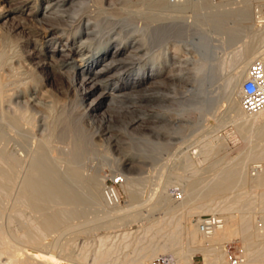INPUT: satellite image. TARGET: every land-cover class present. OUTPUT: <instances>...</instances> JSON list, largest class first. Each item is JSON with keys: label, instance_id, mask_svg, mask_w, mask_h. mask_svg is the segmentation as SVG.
<instances>
[{"label": "rangeland", "instance_id": "rangeland-1", "mask_svg": "<svg viewBox=\"0 0 264 264\" xmlns=\"http://www.w3.org/2000/svg\"><path fill=\"white\" fill-rule=\"evenodd\" d=\"M36 1L0 0V63L3 62L2 72L7 85L12 90L20 92L21 95L17 98L21 100L19 104L27 105V100L31 101V96L34 98L38 106L29 105L30 109H33H29L31 113L38 110H34L35 107L39 108L36 112L38 115L43 113L41 116L44 117V113L46 114L48 120L45 123L48 125L44 123L43 129H40L42 127L37 129L40 133L34 131L33 135L38 139L48 137L50 157L60 164L74 161V164L78 165L87 176L107 177V184H111L115 177L125 176L127 181L128 179L133 181L132 188L136 195V200L132 201L124 183H115L121 205L125 206L132 215L137 214V219L129 218L127 225L123 223L124 225H118L119 227H102L98 224L109 221L110 216H107L109 211L105 210V206L102 209L103 205L98 207V203L92 201L93 203L88 204V207L89 205L92 207L91 210L88 209V212L90 211L88 216L92 217L95 214L92 217L95 223L77 233L78 236L76 235L74 240L67 239V252L62 253L58 247L52 251L54 246H50L48 247L50 254L62 261L71 259L73 262L75 260L76 264H95L93 261L97 255L110 251L109 259L106 258V262L102 264H139L142 249L160 247L173 234L183 237L184 230L178 224L182 222V225L184 221L182 217L185 218L190 208L198 205L196 199L186 204L183 190L189 184V180L197 176L200 177H197V184L206 187L213 180V176L219 173L220 167L208 171L218 160L217 163L221 167L226 166L225 164L229 166V163L238 164L241 174L237 175L227 195L215 199L218 203V205L215 203V207L218 206L216 213L222 212L221 209L225 205V207L231 206L232 215L239 217L242 211L244 214L248 213L246 215L250 216L249 221H252L255 227L264 224V194L262 195L264 189L245 181L247 177L257 175L256 167L259 164L264 166V162L261 161L263 152L260 153L264 148V141L253 139L242 132L245 134L243 135L237 124L239 120L233 124L236 116L228 108V96L234 90V85L229 82L236 72L232 63L233 58L239 50L245 48L246 41L261 38V33L264 32L262 23H254L252 20L243 22L232 13L241 7H248L249 12L258 21L257 16L264 17L263 0H196L194 6H188L185 4L187 0H181L180 6H174L169 11H160L167 18L153 22V26L148 31L150 41L148 45L143 46L149 47L145 50L142 59L143 69L150 71L153 67V56L156 54L155 62L161 65L157 71L158 83L156 81L154 86L152 84L145 89L141 88L133 96H124L125 98L118 100H112L108 96L99 113L92 117L84 114L79 95L74 91L68 78L61 73L57 65H49L48 62L53 61L43 54L44 50L48 51L52 48L51 44L44 43L42 39L44 30L51 21L43 19ZM75 2L73 3H93L92 0H75ZM225 2H229L227 8L232 11L222 18L223 7L219 5ZM104 3H109L111 7L123 6L132 10L141 6L140 0H109V2L104 0ZM132 19L126 23V30L134 34V39L139 40L140 37L137 36L143 29L138 32L137 28L139 25H144L146 18L136 15ZM162 25L166 28L163 29ZM234 28L238 30L233 31ZM224 39L231 40V44H224ZM64 43L65 40L59 44L62 46ZM78 57L73 62L80 67L83 65V60ZM43 62L47 65H42ZM203 63H206V67L201 71ZM135 70L130 71L135 74ZM167 73H170L169 77L164 76ZM25 82L31 84L27 92L24 91ZM101 90L100 87L96 89L94 96L98 97ZM101 99L103 98L98 101ZM70 128L75 129L79 138L84 141L82 152L77 154L78 157H73L74 155L69 153L76 145L75 137L66 130ZM41 131L44 133L42 134ZM213 137L223 144V148L219 154L208 156L206 160L201 147L206 140ZM11 146L16 149L15 151L21 152L17 142H13ZM66 147L69 148L66 150ZM62 150L65 151L64 154ZM58 154L65 158L60 159ZM78 183L83 187L79 189L83 191L85 188V191L84 182ZM166 196H170L171 204L178 207L172 211L173 213L166 210V207L157 205L158 201L164 200ZM93 206L98 207L97 210H93ZM104 210L108 213L103 214ZM198 216L194 215V219ZM178 220H181L180 223ZM261 229L257 231L259 234L264 232V229L262 232ZM171 230L174 231L173 234ZM64 235L69 236L67 232ZM55 236H57L56 232H50L47 240H54ZM233 240L228 243L230 255L239 257L238 264H240L241 259L246 258L240 234H236ZM256 242L259 244L255 246L260 248L262 243L264 244V238L261 237ZM186 246L185 240L176 243L169 252L159 250L150 260L153 264H162L168 259L174 261L188 249ZM179 250L182 252L180 253ZM190 251L187 253H191ZM255 259L257 261L260 256ZM261 261L263 264L264 257ZM204 262V254L196 251L194 263L204 264Z\"/></svg>", "mask_w": 264, "mask_h": 264}, {"label": "bare ground", "instance_id": "bare-ground-1", "mask_svg": "<svg viewBox=\"0 0 264 264\" xmlns=\"http://www.w3.org/2000/svg\"><path fill=\"white\" fill-rule=\"evenodd\" d=\"M92 1L93 3L91 4H84L82 2L74 4L76 3L75 0L36 1L43 19L51 21L45 28L42 39L44 43L51 44L52 48L48 51L44 50L43 54L50 57L51 61H53L48 62L49 65H57L61 73L68 78L74 91L79 95L84 114L91 117L99 113L104 100L108 96L112 100H118L124 96H133L141 88L145 89L152 84L154 86L156 81L158 83L157 71L161 65L159 62L158 64L155 62L157 58L156 54L153 56V67L150 71H145L142 67L143 55H145V50L149 47L144 48L150 41L148 31L153 26L155 20L167 18L160 11H169L172 7H177L181 4L179 3L181 0H170L172 3L167 2V0H140L141 6L136 8V10H132L129 7L123 8V6L121 8L111 7L109 3L105 4L104 0ZM195 3L196 0H187L185 4L194 6ZM66 4L68 5L63 6ZM228 4L229 2H225L219 5L223 7L221 10L222 18H225L232 11V9L227 8ZM232 14L243 22L249 20H252L254 23L260 22L264 29V17L257 16L258 21L255 20V16L249 12L248 7H241ZM136 15L146 18L144 25H139L137 28L138 32L143 29L139 36H137L140 37L139 40L134 39V34L132 35V32L130 33L126 30V23H129ZM109 25L111 26L110 28ZM161 27L163 29L166 28L163 25ZM235 30H238V28L233 29V31ZM261 34V38H252L246 41L245 48L241 51L239 50L236 57L234 56L235 58L232 57V63L235 66L236 72L229 82V84L234 85V90L228 96V108L238 118L236 121V118H233V124L239 120L237 124L241 133L244 132L253 139L264 141V107L255 111H249L242 103V84L246 78L247 71L255 60L264 59V32ZM64 40L65 43L60 46L59 43ZM230 42L232 41L228 39L223 40L224 44H229ZM113 44L115 45L111 48ZM78 56L83 60V65L80 67H77L73 62ZM42 65H47V63L43 62ZM201 67L202 71L206 67V63H203ZM131 69H136V73L131 72ZM2 70L3 62L2 64L0 63V264H76L75 260L74 262L71 259L62 261L56 258L57 256L55 257L50 254L48 247L54 246L51 249L52 251L58 247L62 253L67 252V239H73L76 235L78 236L77 233L86 230L95 223L92 219L95 214L93 215L92 213V217L88 216V213H90L88 209L91 210V205L88 207V204L95 201L98 203L97 206L100 205L101 207L103 205L101 208L103 209L105 206V210L109 211V214H106L110 216L109 221L98 224L102 227H119L118 225L128 223L129 218L132 220L137 219V214L132 215L125 206L121 205L120 195L116 190V186L107 184V177L87 176L78 165L74 164V161L60 164L49 156L48 137L45 139L46 136L43 135V137L45 136L44 139H38L33 135L34 131H37L38 128H44L43 125L48 120L46 114L44 113V117L41 116L43 113L38 115L36 112L39 111V108L35 107L34 110H38L34 111V113L30 112L33 109H30L29 105L37 104L32 96L30 98L27 95V97L32 99L31 101L27 100V105L19 104L21 100L19 101L17 98L21 94L17 90H12L7 85ZM169 74L167 73L164 76L166 77ZM27 82H25L26 87L24 89L26 92L31 85ZM99 83L100 85H98ZM99 87L102 90L99 92L98 97H95V91ZM100 98L103 99L98 101ZM45 124L48 125V123ZM16 128H20L23 131H18ZM45 128L48 129V127ZM66 130L75 137L76 144L72 150L70 149L71 152H68L70 155H74L73 157H78L77 154L82 152L84 141L82 142L75 129L70 128ZM37 132L38 134L40 133V131ZM244 133L242 134L245 135ZM216 138L218 140V137ZM13 142H17L21 152H17L18 150L15 151L16 149L12 148L11 144ZM54 143L53 141L52 144ZM67 148L69 147H66V150ZM201 148L204 159L206 158L207 160L208 156L219 154L223 148V144L216 141L213 137L206 140ZM259 148L257 149L259 150ZM262 149L264 150V148ZM263 150H260V153L263 152L261 154V161L264 162ZM64 152L62 150L63 154ZM65 154L67 155L68 153ZM58 156H60V159L65 158V156L62 157L60 154ZM217 162L215 161L216 166L213 164L214 166L208 171H213L220 167L218 169L219 173L213 176V180L206 187H200L197 184V177H200L196 175L197 177L191 178L189 184L183 190L185 192L186 204L195 199L198 201V205L191 207L190 210L188 209L189 211L186 213L187 215L185 214V218L182 217L184 219L182 225V222L180 223L181 220H178L180 223L178 225L182 226L184 230L183 237H178L171 230L170 232L173 235L169 234L170 236L167 241L165 240L166 242H163L164 244L160 245V247H147L149 248L148 250H145L146 248L143 247L144 249L140 251L142 258L139 259V264H153L150 258L157 251L169 252V250L175 247L176 243L179 244L184 240L188 246L187 251H183L186 253H183L180 251L183 249H180L179 251L180 253L182 252V256L179 259L176 258L174 261L168 259V261L162 264H195L194 254L196 251H201L204 254V264H238L240 258L238 257L237 260H234L230 255L228 247L229 241H232L236 234H240L242 238L244 255L246 257L245 259H241L240 264H262L264 244L262 243V247L260 248H257L255 245L259 244L256 242L257 239L264 238V232L263 234L257 232L260 228L264 229V224L261 227H255L251 223L252 221H249L250 216L248 215V218L246 215L248 213L244 214L241 211L240 216L236 217L232 215L233 207H225L226 205L224 204L225 206L221 209L222 212H220L223 220L211 232L202 230L198 218L194 219V215L197 214L198 216L205 211L216 213L218 206L215 207V203H217L215 199L228 194L227 192L232 188L235 178L240 173L238 164L230 165L229 163V166L225 164L226 166L221 167ZM256 170L257 175L247 177L245 181L252 183L254 186L259 185L264 189V166L259 164ZM81 181L86 185V190L84 191L85 188L83 189L84 192L79 189L82 187V184L80 185L78 182ZM121 182L124 183L129 198L135 201L136 195L132 188L133 181L130 179L127 181V178L122 176ZM252 196H254L253 192ZM169 197L166 196L164 200H159L157 205L166 207V210L168 209L172 212L178 207L171 204ZM95 206H93V210H97L99 207ZM107 211L102 213L105 214ZM115 211L117 212L115 213ZM96 214L98 215L99 212ZM262 229L260 230L261 232ZM50 232L57 233L54 240H47ZM65 232L69 236L64 235ZM188 251L191 253H187ZM109 254L110 251H106L97 255L93 263L102 264L110 256ZM3 255L5 256L3 257ZM259 256L260 259H258ZM255 257L258 259L257 261L260 260L261 262H257Z\"/></svg>", "mask_w": 264, "mask_h": 264}, {"label": "built area", "instance_id": "built-area-1", "mask_svg": "<svg viewBox=\"0 0 264 264\" xmlns=\"http://www.w3.org/2000/svg\"><path fill=\"white\" fill-rule=\"evenodd\" d=\"M180 1V0H172ZM242 103L243 106L249 111H255L264 107V59L255 60L249 70L247 71L246 78L242 84ZM121 176L115 177L112 180L111 185L115 186V183L121 182ZM198 222L202 230L211 232L216 226H218L223 217L219 212L217 213H202L198 216ZM234 260H237L236 255L231 254Z\"/></svg>", "mask_w": 264, "mask_h": 264}]
</instances>
